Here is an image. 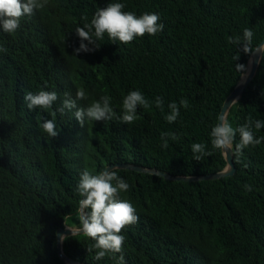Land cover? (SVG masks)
Segmentation results:
<instances>
[{
    "label": "trees",
    "instance_id": "obj_1",
    "mask_svg": "<svg viewBox=\"0 0 264 264\" xmlns=\"http://www.w3.org/2000/svg\"><path fill=\"white\" fill-rule=\"evenodd\" d=\"M115 2L137 16L158 14L163 30L127 45L105 35L98 50L76 56L75 29ZM245 28L253 31L255 48L264 39V0H48L14 34L0 30V45L7 48L0 53V264H65L55 234L62 226L82 228L77 185L85 170L98 174L119 163L184 177L221 172L226 162L212 148L210 133L242 76L235 64L246 67L251 54L228 41ZM81 87L87 99L78 107L109 96L120 117L124 97L139 90L149 101L162 96L164 111L139 106L132 124L114 118L81 126L74 109L53 117L64 94L75 98ZM41 90L59 99L52 109L29 110L24 95ZM184 98L189 107L168 123L167 104ZM226 116L234 128L264 120V48L254 77ZM43 119H55L56 137L40 127ZM253 131L264 137V129ZM164 132L179 136L168 138L166 149ZM194 143L212 155L195 161ZM233 163L232 176L198 182L117 168L130 185L121 198L139 217L123 230L125 264H264V142L244 149L239 160L233 156ZM94 243L84 234L66 236L62 252L82 264H116L111 254L95 260L96 250H86Z\"/></svg>",
    "mask_w": 264,
    "mask_h": 264
},
{
    "label": "clouds",
    "instance_id": "obj_2",
    "mask_svg": "<svg viewBox=\"0 0 264 264\" xmlns=\"http://www.w3.org/2000/svg\"><path fill=\"white\" fill-rule=\"evenodd\" d=\"M48 0H0V30L3 33L14 34L21 27V21L26 17L30 18L37 11L47 6ZM123 3H109L106 7L98 9L90 23H85L82 27L75 29V34L79 38V46L73 50L77 56L79 53H91L99 49L100 41L107 35L110 42L127 45L137 38L146 34L155 36L160 33L164 25L160 23V16L156 13H144L137 16L131 11H124ZM253 31L245 28L243 35L229 37V43L237 46L242 45L239 51L244 54L259 52L262 47L253 48ZM87 42V43H85ZM91 45V47H89ZM239 51L234 55V61L239 59ZM7 48L0 45V53H6ZM238 75H244L247 71L245 65L235 64ZM61 107L52 111L51 115L56 116L59 112L65 114V110L72 111L77 122L83 126L85 121H108L119 119L124 124H132L137 119V108L143 106L145 109L154 106L161 112L164 111L165 102L162 96H157L153 101L145 98L139 90L130 91L123 99V114L116 116L115 111L110 106V97L103 96L87 107H78L77 101L86 100L87 94L83 87L77 89L75 98L68 93L64 94ZM26 107L29 110L40 108L44 110L52 109L59 99L57 92L41 90L36 94L27 92L23 97ZM232 102H236L233 100ZM189 107L188 99L184 98L177 102L167 104L169 109L165 119L168 123H174L180 116L181 108ZM219 123L211 129V146L217 151H221L228 156L229 153L239 160L243 155V150L250 146H258L264 142V137H256L253 129H264V120L249 119L243 125L233 127L227 116L221 113L218 117ZM49 138L58 135L55 119H43L40 125ZM237 134L239 142L235 143ZM168 138L173 141L178 140L176 133H161L162 148H168ZM193 159L200 162L207 156L212 155V151L206 149L203 143H194L191 146ZM247 167V165H244ZM231 171V165L225 172ZM246 191H252L251 185H245ZM130 185L118 175L117 168H106L98 174H92L88 170L81 173L77 185V192L82 197L79 201L80 231L95 243L87 248V252L95 249L94 259L99 261L106 255L111 254V258L116 264H125L123 255V245L125 236L123 230L128 226L135 225L139 217L136 208L128 200L121 198V193H126ZM63 237H61V240ZM116 254H120L117 256Z\"/></svg>",
    "mask_w": 264,
    "mask_h": 264
},
{
    "label": "water",
    "instance_id": "obj_3",
    "mask_svg": "<svg viewBox=\"0 0 264 264\" xmlns=\"http://www.w3.org/2000/svg\"><path fill=\"white\" fill-rule=\"evenodd\" d=\"M256 47H262V49H263L264 48V39ZM261 54H262V51H261ZM261 54L258 51L250 54L249 59H248L247 64H246L247 71L244 74L245 76H244L243 80L241 81V79L243 77V75H242L238 84L236 85V87L231 91V93L224 100L219 115L221 113H224L226 115L229 108L232 106V104L235 103L232 101L233 100L237 101L241 97V95L243 94L246 87L248 86V84L250 83V81L252 80V78L254 77V75L257 71ZM219 115H218V117H219ZM217 123H219V120ZM223 156H224V160L226 162V166L221 172H216V173L207 174V175L193 176V177L173 176V175L161 173V172L153 170V169L145 168L142 166L119 164V163L109 165L106 168H109V169H111L113 167L124 168V169H129V170H133V171L141 172V173L155 174V175L161 176L164 179L170 180V181H180V182L209 181V180H217V179H221L224 177H229L235 173V167H234V163H233V155H231L229 153L228 156H225V154L223 153ZM229 164L231 165V171L225 172V169L228 168ZM79 214H80V209H79ZM80 229H71L69 227L62 226V227L58 228V230L56 231L55 237H56V247H57L58 255H59L60 259L65 264H82V263L76 262V261L66 257L62 252V244H61L62 243L61 237L64 238L66 236L83 234V232L80 231Z\"/></svg>",
    "mask_w": 264,
    "mask_h": 264
},
{
    "label": "rangeland",
    "instance_id": "obj_4",
    "mask_svg": "<svg viewBox=\"0 0 264 264\" xmlns=\"http://www.w3.org/2000/svg\"><path fill=\"white\" fill-rule=\"evenodd\" d=\"M74 219V218H73ZM66 227H69V226H66ZM69 228H71V229H77V228H75V227H69Z\"/></svg>",
    "mask_w": 264,
    "mask_h": 264
}]
</instances>
